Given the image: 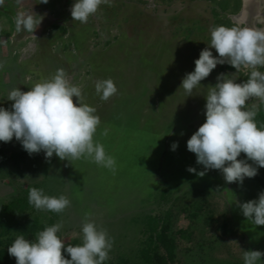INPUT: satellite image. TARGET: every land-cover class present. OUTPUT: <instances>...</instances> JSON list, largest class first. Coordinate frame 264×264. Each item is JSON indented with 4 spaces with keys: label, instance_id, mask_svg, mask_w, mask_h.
Masks as SVG:
<instances>
[{
    "label": "rangeland",
    "instance_id": "1",
    "mask_svg": "<svg viewBox=\"0 0 264 264\" xmlns=\"http://www.w3.org/2000/svg\"><path fill=\"white\" fill-rule=\"evenodd\" d=\"M253 1L257 16L249 27L264 30V0ZM217 2L109 0L81 23L71 17L75 0H3L0 107L11 109V90L28 91L64 69L82 88L84 102L96 108L101 123L94 139L115 158L116 171L91 159L67 161L53 154L47 161L43 151L29 155L13 137L2 141L0 206L28 194L31 187L49 196L65 195L71 203L63 212L32 207L28 214L43 223L63 222L58 236L65 246L82 244V224L90 214L114 238L104 264H141L138 251L148 215L171 214L173 264H244V251L264 252V226L248 221L238 206L258 199L253 178L245 177L240 185L227 183L219 170H208L203 177L187 171H204L187 141L200 127L209 87L221 73L235 74L239 83L251 71L218 64L191 96L180 87L209 46L213 27L226 19L247 27L237 14L242 6L230 13ZM20 13L43 17L33 33L16 30ZM109 78L118 91L105 101L95 83ZM260 102L250 98L246 109L257 110ZM173 142H178L174 151ZM257 264H264V257Z\"/></svg>",
    "mask_w": 264,
    "mask_h": 264
},
{
    "label": "clouds",
    "instance_id": "2",
    "mask_svg": "<svg viewBox=\"0 0 264 264\" xmlns=\"http://www.w3.org/2000/svg\"><path fill=\"white\" fill-rule=\"evenodd\" d=\"M40 3L47 4L48 0ZM102 4H109V0H75L71 17L86 23ZM42 19L37 14L20 13L15 18L16 30L33 33ZM212 48L218 57L213 55ZM194 63V71L185 75L180 86L188 96L218 64L228 63L237 71L241 67L251 69L243 83L236 82L235 74L218 75V82L209 87L205 97L206 121L187 141V149L196 155V163L204 167L200 172L194 167H188L187 171L203 177L208 170H219L227 183L242 185L245 177H255L258 167H264V125L257 124V110H246L250 98L264 102V72L259 70L264 68V30L215 26L211 29L209 46ZM95 90L105 101L118 91L111 78L96 81ZM8 100L13 102L11 109L0 107V141L7 143L15 137L29 155L43 151L47 161L53 154L67 161L91 159L113 173L116 171L115 158L94 139L101 123L96 108L84 102L82 88L70 81L64 69H58L50 79L36 83L28 91L11 90ZM102 134L107 136L108 129ZM177 147L178 142H173L171 149ZM241 153L246 159H238ZM28 203L36 210L61 213L71 202L65 195L49 196L42 188L31 187ZM238 206L248 221L264 226V192L258 199ZM89 217L86 214L82 224V244L65 247L58 236L63 227L60 222L38 232L35 240L18 235L8 253L15 257L16 264H104L110 259L114 238ZM65 251L70 259L65 258ZM262 257L264 252L259 250L244 251V264H257Z\"/></svg>",
    "mask_w": 264,
    "mask_h": 264
},
{
    "label": "trees",
    "instance_id": "3",
    "mask_svg": "<svg viewBox=\"0 0 264 264\" xmlns=\"http://www.w3.org/2000/svg\"><path fill=\"white\" fill-rule=\"evenodd\" d=\"M216 2V0H209ZM239 1V0H236ZM218 6L226 10V7L220 2ZM239 5L234 10L237 11ZM220 21H218L219 23ZM221 25L233 27L234 25L229 20H221ZM262 71V69H259ZM250 72L242 75L240 82H246ZM206 105V104H205ZM246 110H253L248 108ZM205 106L201 113L200 126L206 121ZM256 121L258 126L264 125V102H260L257 107ZM2 157V141H0V158ZM239 159H246V155L241 153ZM252 163V161H248ZM256 166V165H253ZM258 194L264 192V167H258V174L253 177ZM160 185H163L160 182ZM28 193V191H27ZM28 194L22 197L11 200L9 203L0 206V264H16L15 257L8 253V247L12 245L18 235H24L25 238L35 240L38 232L44 230L48 226L54 225L52 219L43 223L37 216L28 214L30 208L34 206L28 203ZM35 209V208H34ZM171 214H165L161 217L146 216L144 220V229L142 235L145 238L143 247L139 249L138 255L141 264H173L175 261V239L171 236L170 219ZM183 235V231L180 232ZM72 246H75L71 244ZM69 246V245H68ZM67 247V246H65ZM65 258L70 259V256L64 252Z\"/></svg>",
    "mask_w": 264,
    "mask_h": 264
},
{
    "label": "bare ground",
    "instance_id": "4",
    "mask_svg": "<svg viewBox=\"0 0 264 264\" xmlns=\"http://www.w3.org/2000/svg\"><path fill=\"white\" fill-rule=\"evenodd\" d=\"M253 0H243V6L238 14L239 21L245 23L249 27L257 16V10L255 9Z\"/></svg>",
    "mask_w": 264,
    "mask_h": 264
},
{
    "label": "flooded vegetation",
    "instance_id": "5",
    "mask_svg": "<svg viewBox=\"0 0 264 264\" xmlns=\"http://www.w3.org/2000/svg\"><path fill=\"white\" fill-rule=\"evenodd\" d=\"M219 3L221 2L225 7H226V10L225 11H228L230 13H236L237 11L234 10V8L239 5V8L241 6H243V4L241 5V2L243 3V0H239V1H236V0H217ZM242 9V7H241ZM239 14V13H237ZM227 20V19H226ZM225 21V20H224ZM231 23V22H230Z\"/></svg>",
    "mask_w": 264,
    "mask_h": 264
}]
</instances>
